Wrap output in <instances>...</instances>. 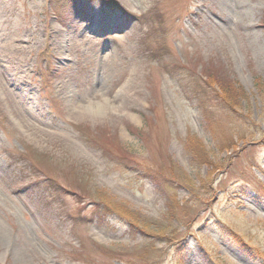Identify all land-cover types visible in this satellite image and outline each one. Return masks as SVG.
I'll use <instances>...</instances> for the list:
<instances>
[{
  "label": "rangeland",
  "instance_id": "obj_1",
  "mask_svg": "<svg viewBox=\"0 0 264 264\" xmlns=\"http://www.w3.org/2000/svg\"><path fill=\"white\" fill-rule=\"evenodd\" d=\"M115 1L124 13L103 0H0V264H264V0ZM157 50L239 84L246 125L211 109L225 131L241 127L236 152L217 146ZM88 131L137 148L139 165L118 166ZM192 134L223 165L213 186V167L199 175L184 146ZM169 159L207 183L172 224L181 240L148 251L145 234L90 196L165 225L169 196L189 191H165L141 168Z\"/></svg>",
  "mask_w": 264,
  "mask_h": 264
},
{
  "label": "trees",
  "instance_id": "obj_2",
  "mask_svg": "<svg viewBox=\"0 0 264 264\" xmlns=\"http://www.w3.org/2000/svg\"><path fill=\"white\" fill-rule=\"evenodd\" d=\"M103 1L110 12L122 14L126 11V7L118 1ZM150 11L152 13H157L159 11L154 1L152 6H150ZM155 55L160 69H162L164 74H169L170 78L175 80L176 85L179 87V91H181L190 101H195V104L202 110L208 130L213 136L215 143H217V146L222 147V151L227 148L230 150L231 148V150L236 152L233 145L236 134H242L241 127H235V132L232 127L229 131H225L223 129L222 121L212 116L211 109L218 107L228 124H232L235 121L242 126L246 125V121L241 117L240 113L244 110L243 107H245L242 100L247 95L239 90V84L230 78L228 79L225 74L220 73L221 71L215 69L213 66L206 67L204 69L205 72H200L197 71L196 68H193L186 58L176 56L167 60V54L159 50L156 51ZM142 131L143 130H141L140 133L138 131L133 132L138 136H143L144 134ZM87 136L91 143L96 142V144L103 149L105 155L117 162L118 166H121V161H127V164L130 166L133 163L139 165L137 158V154L139 153L135 152L138 151L137 148H124L117 137H109L106 133L98 135L97 138L91 131H88ZM139 138L141 139V137ZM143 139L144 136L142 140ZM184 146L190 154L191 163L199 175L203 166L213 167L212 176L207 178L209 183L213 186L215 179L213 175H215L218 170L222 169L223 165H215V162L210 159L209 151L203 141L193 134L185 137ZM29 155L32 160L37 163V167L41 164H47V159L42 155L33 153H30ZM135 159H137L138 162ZM124 169H128V167H125ZM141 172L144 176L153 179V181L163 187L165 191H168L166 188L167 183H172L173 185L176 184L178 187L182 188L185 187L189 191L191 200L185 202L169 196L166 211V224L168 223V225L165 224L166 226L160 225L155 221L153 222V220H150L149 218H143V216L137 212L119 203L110 202L107 199L106 194L101 190H92L94 196H89L100 209L106 213L118 215L122 221L124 220L129 224L134 231H139L145 234V240L148 241V251L153 245L155 246V240L157 239L165 241L166 244H173L176 240L179 242V240H181L179 239L181 237V234L179 233L180 231L177 228L171 230L172 224L175 223V220L180 222L184 220V216L186 215L185 207H192V201L196 202L202 200V187L205 186L207 181H201L199 178V182L181 168V165L173 159L164 161L157 167H151V165L146 164L145 168H141ZM208 176L209 175H207V177ZM77 178V180L84 182L80 175ZM232 235H235L238 239H242L233 229L228 231V236ZM148 251H146L147 253L145 254H148ZM165 253H167V251H165Z\"/></svg>",
  "mask_w": 264,
  "mask_h": 264
}]
</instances>
